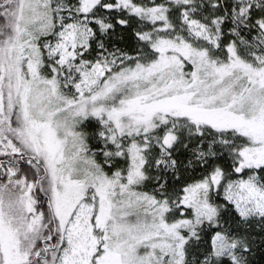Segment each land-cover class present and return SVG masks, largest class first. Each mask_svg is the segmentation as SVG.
I'll list each match as a JSON object with an SVG mask.
<instances>
[{"label": "snow or ice", "instance_id": "6c2138e0", "mask_svg": "<svg viewBox=\"0 0 264 264\" xmlns=\"http://www.w3.org/2000/svg\"><path fill=\"white\" fill-rule=\"evenodd\" d=\"M0 264H264V0H0Z\"/></svg>", "mask_w": 264, "mask_h": 264}]
</instances>
